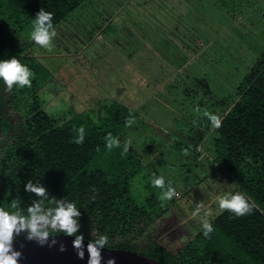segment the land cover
<instances>
[{"label": "rangeland", "instance_id": "374dc122", "mask_svg": "<svg viewBox=\"0 0 264 264\" xmlns=\"http://www.w3.org/2000/svg\"><path fill=\"white\" fill-rule=\"evenodd\" d=\"M54 28L51 52L31 47L50 74L38 90L44 110L98 119L117 101L137 112L125 140L146 166L131 191L142 202L154 175L171 182L179 197L146 233L176 250L222 212L218 196L242 194L212 155L203 112L222 117L264 49V0H85ZM197 204L209 215L193 217Z\"/></svg>", "mask_w": 264, "mask_h": 264}, {"label": "trees", "instance_id": "16d2710c", "mask_svg": "<svg viewBox=\"0 0 264 264\" xmlns=\"http://www.w3.org/2000/svg\"><path fill=\"white\" fill-rule=\"evenodd\" d=\"M84 1L0 0V60L15 56L34 73L30 88L14 86L11 92L0 80V207L7 209L19 196L26 208L36 199L24 190L32 180L44 184L51 199L75 202L81 212L78 234L88 240L92 232L93 238L106 235V247L142 252L161 264H264V49L237 84L222 126L213 128L210 136L218 166L255 207L242 217L220 212L208 221L214 229L209 237L201 224L171 250L146 233L168 204L161 207L150 181L142 202L131 191V180L146 166L135 146L122 154L125 131L135 124L126 127V119L131 116L136 122L137 112L114 101L98 119L87 112L54 117L38 95L50 74L31 52L36 13L40 8L53 13L55 27ZM9 112L18 115L16 122ZM81 126L85 139L76 144L74 130ZM109 133L121 142L111 151L105 146ZM142 237L146 247L137 245ZM22 238L24 234L16 240Z\"/></svg>", "mask_w": 264, "mask_h": 264}, {"label": "clouds", "instance_id": "9594fccd", "mask_svg": "<svg viewBox=\"0 0 264 264\" xmlns=\"http://www.w3.org/2000/svg\"><path fill=\"white\" fill-rule=\"evenodd\" d=\"M56 35L53 25V13L40 8L33 20V27L30 32L31 41L40 48L51 52L52 42ZM33 76L34 73L26 65H23L20 60L16 59L15 56L0 60V80L3 81L8 92H11L14 86L20 89L30 88ZM195 111L199 113L200 109L197 107ZM203 116L210 121L213 128L218 129L222 126V120L218 115L204 111ZM134 123L135 120L131 116L125 122L126 127H131ZM74 131L77 132V135L73 142L83 144L85 128L81 126ZM105 140V146L109 151L120 147V140L113 137L111 133L105 137ZM131 144V139L124 143L122 154L128 152ZM183 155H189L187 149L183 151ZM151 184L161 190V195L158 197L161 201V207H164V202L171 201L174 197H179V193L171 182L169 181L166 184L163 176L156 177L154 175ZM24 190L36 197V199L31 200V203L26 208L22 207L23 201L19 196L11 199L7 209L0 207V264H19L22 253L15 250L13 245L21 234H24V239L35 241L40 246L49 244V238L59 234L74 237L73 247L77 250V256L79 259H84L83 242L85 237L83 234H78L81 227L79 220L81 212L77 208L76 203L65 199H51L46 186L32 180L27 181ZM216 199L221 211H229L237 217L251 214L255 207L254 203L250 202L245 195L238 192L221 195ZM202 212L205 216L209 215L203 204H197L192 216H199ZM201 227L206 238L214 231L212 224L206 220L202 221ZM91 236L92 238L87 244L88 264H101V249L106 248L108 237L106 235H97L96 238H93V232ZM56 243L57 241L52 239L49 246ZM64 250L65 248L61 244L60 251ZM107 264H115V260L109 259Z\"/></svg>", "mask_w": 264, "mask_h": 264}, {"label": "water", "instance_id": "95a60500", "mask_svg": "<svg viewBox=\"0 0 264 264\" xmlns=\"http://www.w3.org/2000/svg\"><path fill=\"white\" fill-rule=\"evenodd\" d=\"M1 114V112H0ZM3 138L0 117V141ZM52 239L57 243L49 246ZM74 237L59 234L49 238V244L40 246L35 241H28L24 238L14 242V249L20 251L22 256L19 264H88L89 254L87 252L88 239L84 240V259H79L77 250L73 247ZM63 244L65 250L60 251ZM101 264H107L109 259H114L115 264H161L158 260L131 249L124 248H103L101 249Z\"/></svg>", "mask_w": 264, "mask_h": 264}]
</instances>
